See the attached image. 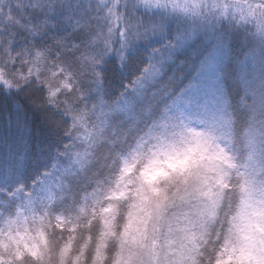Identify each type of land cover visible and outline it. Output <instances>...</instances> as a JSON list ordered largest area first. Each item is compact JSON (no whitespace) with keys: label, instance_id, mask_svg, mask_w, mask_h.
<instances>
[{"label":"trees","instance_id":"1","mask_svg":"<svg viewBox=\"0 0 264 264\" xmlns=\"http://www.w3.org/2000/svg\"><path fill=\"white\" fill-rule=\"evenodd\" d=\"M16 1L0 25V66L7 65L0 73L8 83L0 82V264H38L30 245L44 240L47 250L58 251L75 234L74 224V253L85 256L81 264H94L99 213L124 161L162 106L191 87L211 37L179 17L153 15L120 19L123 35L108 36L97 3ZM213 26L230 39L221 75L233 118L231 148L243 167L238 150L246 153L255 115L239 65L252 45L234 24ZM235 177L237 207L242 181ZM24 210L25 226L18 215ZM114 245H107L103 264Z\"/></svg>","mask_w":264,"mask_h":264},{"label":"rangeland","instance_id":"2","mask_svg":"<svg viewBox=\"0 0 264 264\" xmlns=\"http://www.w3.org/2000/svg\"><path fill=\"white\" fill-rule=\"evenodd\" d=\"M88 2L97 3L104 11L99 19L104 30L109 29L108 36L119 30L123 35L124 25L120 19L123 24L140 15H153L163 21L174 16L204 27L212 44L191 87L169 105L162 106V114L144 129L135 151L124 161L108 203L99 213L102 229L94 264H103L105 249L110 242L118 245L115 264H199L201 241L206 240L207 227L202 221L215 219L224 200V189L229 188L226 177L233 173L241 178L242 184L235 213L230 217L224 252L229 264H264V179H261L264 177V0ZM18 3L16 0H0V25L5 22L7 12ZM118 7L130 15L118 14ZM138 21L140 19L135 21L132 29ZM223 23L234 24L245 31L252 45L239 65L241 81L251 96L255 115L246 134L243 167L236 164L231 148L234 142L233 118L221 75V69L229 63L230 39L212 29L213 25L220 28ZM116 37L119 39L120 36ZM4 79L0 73V82L8 84ZM189 148L193 150L188 151ZM164 153L172 154L173 167L169 168ZM144 158L159 161L143 173L151 195L143 186L133 193L137 202L130 205L127 222L118 232L120 213L113 202L127 198L131 191L129 185L133 183L128 176ZM161 180L175 187L172 199L155 187ZM190 197L207 202L198 213L200 223L189 222L184 217L175 222L167 219L165 213L173 201L188 202ZM27 211L18 214L24 226ZM62 221V217H57L59 226ZM72 228L76 234L78 226L74 224ZM75 234L58 251L47 250L44 240L40 245L33 243L28 255L38 264H81L85 256L82 252L74 253ZM241 245L246 249L243 254Z\"/></svg>","mask_w":264,"mask_h":264},{"label":"clouds","instance_id":"3","mask_svg":"<svg viewBox=\"0 0 264 264\" xmlns=\"http://www.w3.org/2000/svg\"><path fill=\"white\" fill-rule=\"evenodd\" d=\"M117 12L118 14L123 13L125 16L130 15L129 12L120 7L117 8ZM0 71H7V65L5 64L0 66ZM9 74L12 75L13 73ZM68 92L69 95H71L74 92V89H69ZM238 151V162L244 163L246 154L242 150ZM150 163V159L144 158L135 166L134 170L128 176V179L133 181V183L129 185L131 191L127 195V198L113 202L120 213L118 218L120 227L118 228V231H122L123 225L127 222V213L130 211V205L137 202L136 197L133 195V193L138 188L143 186L148 195H151L149 186L143 179V173L145 169L149 167ZM226 179L229 184L233 185V187L231 189H224V202L217 210L215 219H207L202 221V223L206 224L207 227L205 229L206 240L201 241V255L198 258L199 264H218V262L220 261H225L226 264H229L227 260V254L224 252V243L225 237L227 236L229 230L230 217L234 215L236 210L235 206L237 190L235 186L239 181L236 179L234 173L230 177H226ZM261 179H264V177H261ZM155 187L160 189L161 192L163 194H166L170 199L173 198V193L176 191L175 187L169 186L168 181L166 180H161L157 185H155ZM188 190L190 192H193V189L191 188H189ZM193 195H195L194 192ZM206 203L207 202L205 200H202L199 197L195 199H192L190 197L188 202L173 201L172 206L167 208L165 215L167 219L173 222L177 221L180 217H184L189 222L195 221L197 223H200L201 218L199 217L198 213ZM116 250H118V246L114 245L107 264H114V256Z\"/></svg>","mask_w":264,"mask_h":264},{"label":"snow or ice","instance_id":"4","mask_svg":"<svg viewBox=\"0 0 264 264\" xmlns=\"http://www.w3.org/2000/svg\"><path fill=\"white\" fill-rule=\"evenodd\" d=\"M192 150H193V148H189V149H188V151H192ZM164 155L168 157L169 168L173 167V165H172V163H171V160H172V154H171V153H164ZM177 155H179V153H178ZM157 163H159L158 160H153V161H151L149 167H153V166H154L155 164H157ZM147 170H148V168L145 169V171H147ZM161 171H164V170L161 169ZM233 251H236V249L233 248ZM240 251H241L242 254L246 251V249H245V247H244L243 245H241V247H240ZM218 264H226V262H225V261H220V262H218Z\"/></svg>","mask_w":264,"mask_h":264}]
</instances>
